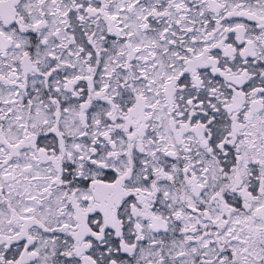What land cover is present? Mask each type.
I'll return each instance as SVG.
<instances>
[{
    "label": "snow or ice",
    "instance_id": "6c2138e0",
    "mask_svg": "<svg viewBox=\"0 0 264 264\" xmlns=\"http://www.w3.org/2000/svg\"><path fill=\"white\" fill-rule=\"evenodd\" d=\"M0 264H264V0H0Z\"/></svg>",
    "mask_w": 264,
    "mask_h": 264
}]
</instances>
